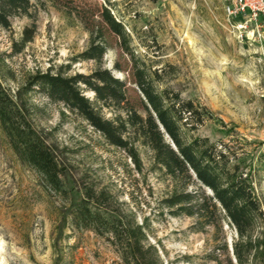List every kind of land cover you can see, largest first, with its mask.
<instances>
[{
    "label": "rangeland",
    "instance_id": "rangeland-1",
    "mask_svg": "<svg viewBox=\"0 0 264 264\" xmlns=\"http://www.w3.org/2000/svg\"><path fill=\"white\" fill-rule=\"evenodd\" d=\"M36 6L33 38L20 51L23 30L33 20L15 17L9 30L0 28V53L9 71L1 82L13 94L27 74L68 66L69 75L89 74L93 61L77 57L89 45V34L75 19L46 0ZM87 1L94 9L95 0ZM101 3L99 0L97 1ZM229 0H109L106 6L131 36L134 56L159 69L163 84L183 99L205 106L215 117L190 133L223 142L241 153L248 175L264 209V15L258 18L259 36L238 37L228 21ZM235 20H238L235 19ZM107 51L102 66L125 81L136 100L131 59L102 23ZM92 97V93H85ZM32 121L55 156L61 187L49 188L41 176L18 160L0 129V264H121L118 251L105 236L69 227L65 216L80 203L86 190L104 193L106 207L127 220L146 223L147 241L161 264H217L209 260L213 230L196 232L194 219L172 216L160 201L170 181L151 168V154L141 151L136 170L127 154L108 145L85 121L62 104L32 94ZM61 226L64 228L61 229ZM228 255L235 231L224 224ZM222 264L226 263L221 256Z\"/></svg>",
    "mask_w": 264,
    "mask_h": 264
},
{
    "label": "trees",
    "instance_id": "trees-1",
    "mask_svg": "<svg viewBox=\"0 0 264 264\" xmlns=\"http://www.w3.org/2000/svg\"><path fill=\"white\" fill-rule=\"evenodd\" d=\"M35 0H0V28L9 30L15 17L32 19L23 30L16 52L30 42L36 31ZM40 6L42 1L36 0ZM63 12L67 19L80 22L89 34V45L77 57L93 61L89 74L69 75L68 66L29 73L8 93L1 79L9 71L0 53V129L21 163L38 173L52 190H60L59 167L51 149L36 131L33 121L32 94H41L62 104L97 132L104 141L124 151L136 170L142 167L141 151L151 154V168L171 183L170 193L160 201L172 216L195 220L193 228L201 232L211 228L214 248L208 259L222 264H264V209L248 175L241 166L242 155L223 143L191 132L215 120L205 106L183 99L163 84L159 69H151L137 59L130 48L131 36L106 6L109 0H46ZM102 23L116 37L120 48L130 56L131 75L137 98L128 95L125 81L102 66L107 51ZM92 93V97L85 93ZM104 193L86 190L80 203L73 204L65 216L72 229L90 230L118 251L121 264H161L156 248L147 241V224H136L106 207L100 208ZM224 224L232 227V259L228 255ZM64 227L61 226V229ZM57 264V263H56Z\"/></svg>",
    "mask_w": 264,
    "mask_h": 264
},
{
    "label": "built area",
    "instance_id": "built-area-1",
    "mask_svg": "<svg viewBox=\"0 0 264 264\" xmlns=\"http://www.w3.org/2000/svg\"><path fill=\"white\" fill-rule=\"evenodd\" d=\"M225 14L233 27L235 28L238 37L242 40L248 37V25H254L250 34L260 35L258 31V18L264 15V0H229L228 5L225 7ZM238 20H235L237 19Z\"/></svg>",
    "mask_w": 264,
    "mask_h": 264
}]
</instances>
